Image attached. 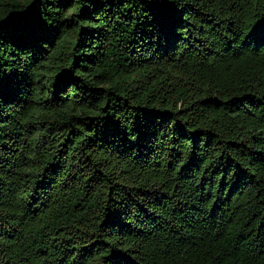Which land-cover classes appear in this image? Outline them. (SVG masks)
<instances>
[{
	"label": "trees",
	"instance_id": "obj_1",
	"mask_svg": "<svg viewBox=\"0 0 264 264\" xmlns=\"http://www.w3.org/2000/svg\"><path fill=\"white\" fill-rule=\"evenodd\" d=\"M0 264H264V0H0Z\"/></svg>",
	"mask_w": 264,
	"mask_h": 264
}]
</instances>
